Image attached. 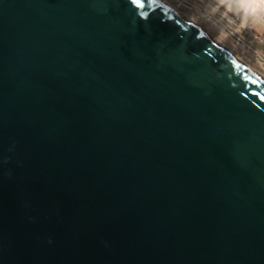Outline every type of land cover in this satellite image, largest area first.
<instances>
[{"label":"water","instance_id":"95a60500","mask_svg":"<svg viewBox=\"0 0 264 264\" xmlns=\"http://www.w3.org/2000/svg\"><path fill=\"white\" fill-rule=\"evenodd\" d=\"M141 2L0 0V264H264V81Z\"/></svg>","mask_w":264,"mask_h":264},{"label":"rangeland","instance_id":"374dc122","mask_svg":"<svg viewBox=\"0 0 264 264\" xmlns=\"http://www.w3.org/2000/svg\"><path fill=\"white\" fill-rule=\"evenodd\" d=\"M164 1H166L173 9L184 13V15L188 16L189 18L191 17L205 33L218 41L224 49L233 52L239 58V60L247 65L251 70H253L254 73L264 78L263 22H249L245 26L244 23L238 20L235 14L227 10L224 5L217 0H186L185 2H182V0ZM192 5L200 6L204 12L208 10V16H213L217 20L226 19L225 15H220V17H218L219 13L217 9H220L221 11L228 14V16L234 20V23H231L226 28L228 35L224 34L221 30H218L217 24H215L213 21L211 22L209 17L198 14ZM187 6L191 7V9ZM241 40L249 45V50H244L241 48Z\"/></svg>","mask_w":264,"mask_h":264},{"label":"bare ground","instance_id":"6f19581e","mask_svg":"<svg viewBox=\"0 0 264 264\" xmlns=\"http://www.w3.org/2000/svg\"><path fill=\"white\" fill-rule=\"evenodd\" d=\"M185 1L186 0H182V2H185ZM217 1H220L227 10H229L233 14H235L237 16L238 20H240L242 23H244L245 26L249 22L256 23V21H257V23H260V22L264 23V0H217ZM162 2L165 3L172 10H175L166 1L162 0ZM187 7L191 9V7H189V6H187ZM192 7L195 8V10L197 11L198 14H200L202 16H205V17H209L208 16V12H209L208 10L204 12L200 6L192 5ZM217 10H218V13H219L218 17H220V15H225L226 17L225 16L224 17L226 19L217 20L213 16L209 17V19H211V22L213 21L215 24H217L218 30H221L224 34L228 35V33L226 32V28L231 23H234V20L230 16H228V14H226L223 11H221L220 9H217ZM175 11H177V10H175ZM209 37L215 43L220 45L218 41L213 39L211 36H209ZM241 42H242L240 44L241 48L244 49V50H249V45H247L242 40H241ZM259 77L264 81V78H262L261 76H259Z\"/></svg>","mask_w":264,"mask_h":264},{"label":"snow or ice","instance_id":"6c2138e0","mask_svg":"<svg viewBox=\"0 0 264 264\" xmlns=\"http://www.w3.org/2000/svg\"><path fill=\"white\" fill-rule=\"evenodd\" d=\"M150 2H153V0H150ZM133 3L140 4L142 7L144 6L141 0H133Z\"/></svg>","mask_w":264,"mask_h":264}]
</instances>
